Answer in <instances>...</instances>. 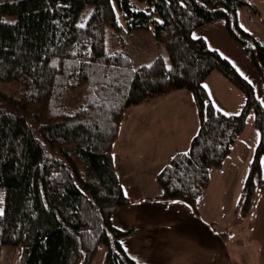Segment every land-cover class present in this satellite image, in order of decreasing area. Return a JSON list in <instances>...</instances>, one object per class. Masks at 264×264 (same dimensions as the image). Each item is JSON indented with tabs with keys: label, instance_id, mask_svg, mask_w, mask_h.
<instances>
[{
	"label": "trees",
	"instance_id": "16d2710c",
	"mask_svg": "<svg viewBox=\"0 0 264 264\" xmlns=\"http://www.w3.org/2000/svg\"><path fill=\"white\" fill-rule=\"evenodd\" d=\"M251 6V0H0V264L3 246L14 248L12 264H92L101 247L103 264H145L122 243L134 229L116 227L113 214L146 200L182 201L197 213L211 169L246 138L253 112L259 141L236 207L248 214L263 180L264 105L233 63L194 32L225 19L264 81V44L238 20V9ZM118 13L128 30H151L169 64L159 57L135 68L123 46L108 53L106 29L120 28ZM215 71L243 97L227 115L204 84ZM181 90L193 94L198 116L190 146L172 155L167 146L153 168L158 192L134 190L133 197L113 156L120 126L131 107Z\"/></svg>",
	"mask_w": 264,
	"mask_h": 264
},
{
	"label": "rangeland",
	"instance_id": "374dc122",
	"mask_svg": "<svg viewBox=\"0 0 264 264\" xmlns=\"http://www.w3.org/2000/svg\"><path fill=\"white\" fill-rule=\"evenodd\" d=\"M251 2H255L251 0ZM261 2H255L251 7H242L238 9V20L240 25L251 33H255L257 37L264 43V15L257 16L254 12L255 8ZM89 7L84 11L82 18L85 19L91 10ZM118 21L120 28L113 29L108 27L106 29V49L108 53H112L116 48L123 46L132 58L133 67L137 68L142 65H147L159 57H163L169 64V54L163 43L157 42L149 29H135L128 30L125 19L118 13ZM234 50V49H229ZM228 50V51H229ZM231 60L233 63L242 67L239 62L240 59L236 57V54L230 53ZM207 87L209 96L214 106L226 113L231 112L233 105H238L240 102H236V94L239 99L242 100L239 90L226 81L218 71H215L204 82ZM261 102L264 105V96L260 95ZM128 118H126L119 129L118 137L113 145V156L116 164L118 173L120 174V180L125 185L127 191L130 190L129 195L135 196L134 190L137 191L138 195H143L142 191L152 195L156 192L152 178L155 175L156 160L164 159L166 147H171V154L178 152L181 148L185 147L184 150L189 148L190 138L194 131L190 130L189 125L197 128L198 116L195 107V99L193 94L188 90H181L171 93L170 95L163 96L154 101L143 103L141 105L133 106L128 111ZM254 114L251 112L249 118H247V133L244 141L241 140L236 146L234 151L228 156L227 165L223 164L221 167L212 168L210 171V182L207 189L200 195L197 200V213L200 214L204 219V222L213 223L217 231H226L228 234L227 241L236 242V247L241 250L242 260L249 255L250 252L260 253L262 251H254L249 249L254 248V241L244 239V231L247 227L241 226L239 228V234L233 231L231 236V225L232 220L241 218V220L248 221V215L250 211H254V218L260 220L264 219V164H263V180L260 185L256 187V194L254 197V203L249 210L248 214L244 217L241 215L240 208L237 210L236 204L239 201L242 202L244 195V184L249 173V161L252 159L254 146L257 142L256 135L259 134L258 130L253 127ZM197 130H195V133ZM258 143V142H257ZM175 149V150H174ZM173 151V152H172ZM251 155V156H250ZM168 158H165V161ZM235 162L231 167L234 170V180L227 178L228 164ZM234 183V184H232ZM146 184H151L149 189H146ZM131 186V188H129ZM145 194V193H144ZM234 195V197H233ZM228 200H234L233 206L229 205V208L224 203ZM232 204V201H230ZM147 219L143 222H138V217L135 214L133 219L135 220L138 227H143L147 233H162L161 226L164 219V215L159 213V209L148 212ZM224 212L223 216L221 213ZM239 214V215H238ZM168 220L172 223V219L176 218L175 215ZM250 217V216H249ZM179 218V217H178ZM180 221L177 222V227L185 223L184 229L179 226L182 230H196L198 235H203V230L195 222L196 225L190 226L187 222H192L190 216L185 212L181 214ZM184 220V221H182ZM182 222V223H181ZM194 222V221H193ZM187 223V224H186ZM224 224L225 227H222ZM143 225V226H141ZM192 227V228H191ZM133 228V227H132ZM136 229V228H135ZM200 229V230H199ZM180 230V231H182ZM179 231V232H180ZM137 232V231H136ZM134 231V233L136 234ZM133 233V234H134ZM178 233V232H177ZM181 233V232H180ZM138 234V237L135 238ZM128 240L133 242V245L147 244L146 239L144 240L142 233L138 232ZM179 234V233H178ZM195 234H193L194 238ZM264 238V232L259 238ZM249 241V242H248ZM262 243L258 244L260 248ZM230 253H234L235 246L231 243ZM257 248V249H258ZM148 250V248H147ZM14 248L12 246H3L1 252V264H12V257ZM154 254L157 252L153 249ZM184 252V251H183ZM183 252H181L183 254ZM180 252H175L174 254ZM106 254V247H101L99 253L95 257L92 264H103ZM180 256V255H179ZM190 256V255H187ZM185 256V257H187ZM178 257V256H177ZM184 257V258H185ZM190 260V258L188 259ZM239 261H234V264ZM189 263V261H186ZM242 262V261H241ZM166 264L169 262L166 261ZM232 264V262H230Z\"/></svg>",
	"mask_w": 264,
	"mask_h": 264
},
{
	"label": "crops",
	"instance_id": "0c3cea01",
	"mask_svg": "<svg viewBox=\"0 0 264 264\" xmlns=\"http://www.w3.org/2000/svg\"><path fill=\"white\" fill-rule=\"evenodd\" d=\"M254 1L261 2L258 5V8H255L254 10L255 14L257 16L264 15V0H254ZM255 2H251V3L253 4ZM252 34L254 35V37L259 39V37H257L255 33ZM194 35L197 37L205 38L208 45L211 48L218 50L223 56L228 58L232 63L233 61L230 59L231 58L230 53L233 54L235 53L236 57L240 59L239 62L241 63L242 67H239L235 63H233V65L236 67L239 73L252 84V86L256 90L257 96L261 100L262 97L260 95L264 96V81L262 80L261 74L252 63V60L248 55V53L246 52L245 48L230 36L227 27V22L225 19H218L216 21H213L212 23H209L197 29L194 32ZM229 49H234V50H229ZM237 100H239L240 103L238 105H240L243 102V97L241 100L239 99V96L236 94V102H234V104L237 103ZM238 105H233L231 107V111L235 110V108L237 109ZM189 128H191L190 130H193V128L195 127L189 125ZM246 133H247V127L243 134L246 136ZM252 133L254 134V136L256 135L255 139L258 142L259 134L258 135L255 134L254 131ZM243 141L244 139L241 140V142ZM257 142L254 148H256ZM235 152H233V154H235ZM160 162L161 160L155 161V163L157 164H159ZM234 163L235 162L233 161L230 165L228 164L227 174L229 175H227V178L231 179V181L234 180V170L231 168L234 165ZM225 164L227 165V161L225 162ZM153 184H154V189L156 190L155 192L156 194L159 189L154 182ZM150 186L151 184H146L145 188L149 189ZM147 191L148 190H146V192ZM230 201H232V204L230 203ZM233 202H234L233 199L228 200V202H226L224 199V203L225 205L228 206V208L229 205L233 206ZM155 209H159V213L165 216L164 219H161L162 226L160 230L162 233H155V234L150 232L147 233V231L144 230L143 227L140 226L138 227V224H136L133 217L136 214L138 217L137 219L138 222L141 223L145 218L147 219L148 217V213L146 211L154 212ZM184 212L190 216V220L192 221L187 223H189L190 226H192L193 224L196 225L195 224L196 222L200 226V229L203 230L204 233L203 235L199 236L197 233V229L192 231V230H182L178 228L179 226H181L184 229L183 225H185V223L183 225L180 224L177 227L178 225L177 222L180 221L179 218H181V214ZM223 214L224 212L221 213V216H223ZM172 215H175L176 218L172 219V223H171L168 220V218L171 219L173 217ZM247 217H248V221H244V222L241 220L240 217H238V219L236 220H232V223H230L231 236L233 231L239 234V228L241 226L247 227V230L244 231V239L247 240V235H248L249 241L255 240L254 248L249 249V252L251 250L262 251L264 250V238L263 237L259 238V236L262 235L264 232V219L258 220L254 218L253 210L249 212V215ZM112 222L116 227L123 230H127L133 227L134 230L132 234L125 237L122 243L129 255H131L137 260L144 262L145 264H166V261L169 262V264H230V262L234 264V261H236L237 259L239 261H237L236 264H264L263 252H260L258 254L250 252L249 255L245 257L244 260H242L243 257L240 254L242 248L239 249L238 247H236L235 245L236 242L227 241L228 234L226 231H217L213 223L207 221L204 222V219L200 216V214H195L192 211V208L187 203H184L182 201L146 200L141 203L131 204L129 206H125L118 209L112 216ZM222 227H225L224 224ZM134 231L135 232L137 231L136 234L138 232L139 233L141 232L144 238L142 242L144 243L146 239L147 244L144 245L139 244L137 246L133 245V242H130V240L128 239L136 235ZM193 234H195L194 238H193ZM137 237L138 234L135 238ZM231 243L235 246V251L233 254L230 253L229 244ZM260 243H262V245L260 248H258V244ZM153 249L157 252L156 254L152 252ZM177 251L180 253L174 254ZM181 252H183V254ZM189 258L190 260H188ZM186 261H189V263H187Z\"/></svg>",
	"mask_w": 264,
	"mask_h": 264
},
{
	"label": "snow or ice",
	"instance_id": "6c2138e0",
	"mask_svg": "<svg viewBox=\"0 0 264 264\" xmlns=\"http://www.w3.org/2000/svg\"><path fill=\"white\" fill-rule=\"evenodd\" d=\"M225 115H227V113H225ZM237 115H239V113H237ZM185 155H187V153H185ZM261 164H264V160H261ZM125 195H127V193H125ZM3 214V211L0 210V215Z\"/></svg>",
	"mask_w": 264,
	"mask_h": 264
}]
</instances>
